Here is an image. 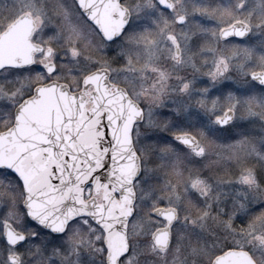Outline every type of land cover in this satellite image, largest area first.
<instances>
[{
  "label": "snow or ice",
  "instance_id": "6c2138e0",
  "mask_svg": "<svg viewBox=\"0 0 264 264\" xmlns=\"http://www.w3.org/2000/svg\"><path fill=\"white\" fill-rule=\"evenodd\" d=\"M0 264H264V0H0Z\"/></svg>",
  "mask_w": 264,
  "mask_h": 264
}]
</instances>
